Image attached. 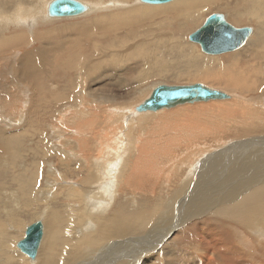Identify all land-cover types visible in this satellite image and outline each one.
Returning a JSON list of instances; mask_svg holds the SVG:
<instances>
[{
    "label": "rangeland",
    "instance_id": "374dc122",
    "mask_svg": "<svg viewBox=\"0 0 264 264\" xmlns=\"http://www.w3.org/2000/svg\"><path fill=\"white\" fill-rule=\"evenodd\" d=\"M11 1L14 2V5L13 2L11 3ZM30 1L31 0H0V15L7 14L4 11H7L8 9L10 12L6 18L15 19L17 17H23L25 19H22L21 21L26 22L30 15H23V12L27 10L34 11L39 6L35 4L37 3V0H33V3ZM85 1L94 3L98 0ZM100 1L102 2V0ZM104 1V8L102 3L100 8H98L96 11H93L94 13L91 12L87 15H84L82 16L83 18L79 17L72 19L41 20L40 15L36 14V16L29 19V25L17 24L21 21H18L17 23L0 22V148L3 147L2 149L5 151V153L0 154V224H2L3 227L0 229V240L2 237L7 238L9 242V248L4 249V251L9 250L13 261L19 264H38L41 255H49L50 257L48 256V258L50 261L58 262V264H65V262L59 260V256L57 254L60 252L63 253V255L65 253V257L68 256V252L66 250V245H68V243H64L65 239H68L70 236H83L84 234L81 233L80 228L84 225H88L87 227H84L88 229L84 231L85 234L86 232H89L87 236L90 234H95L94 232L99 231L100 225H102L101 221L99 220H105L109 216L120 215V217H122V214L123 217L126 216L124 217L126 220L134 219L136 216L140 215L143 217L148 216L147 218L151 219V224L149 223V225H157V222L160 220V218L161 220L164 219L163 214L169 212L167 203L171 199L175 198V189L178 186L181 187L192 182V176L188 170V168L191 167L190 165H192V162L194 163L197 158L199 161L201 157L202 160H205L208 156L215 153V151L220 148L218 143L219 140H223L224 142L228 143L233 141L232 139L237 138L233 137L234 132L231 131L235 130V126L232 127L231 125L227 124L223 126L225 127L223 129L224 131L218 132V134L216 132L215 136L213 132L214 130L212 129L210 131H202L203 134H199V132L196 131L195 134L198 136V138L193 136L191 137L189 135H182L181 133L177 132L178 130H176L174 133L170 132L171 127H174L175 125L174 123H178L177 126L181 123V121H178L179 118H186H184V114H177L174 116L172 115L170 116L171 118L169 117V119H167V121L169 120L168 122L165 120V123L164 120L159 121V119L153 121V119L157 116L159 117L161 115H165V113L170 114L178 109L181 110L180 108L188 107V109L190 108L189 114L191 113V116L189 117H191L193 121L199 118L202 120L204 119L203 121L206 123V112L204 113L200 110L197 111L198 108L203 106V108L207 106H213V103L210 104V102H218L220 105L226 103L227 100L185 104L170 109H162L164 111L159 110V113L157 111L156 114H154L155 112H152L148 115H141L142 117L140 118L142 121L136 125L134 124L135 126L133 125L135 128H137V133L141 134L142 142H140V145L145 147V151L147 149L153 150L156 145V147L162 146L161 149L164 148L162 151H165L166 153L167 151L170 152L169 150L171 149L169 157L171 159V165L168 163L169 158H166L165 162L167 164H163L161 170L158 171L159 174H155L156 177L152 176L150 179L147 177L145 178L146 180L144 179L138 183L131 181L133 185L130 183V186H128L129 188L125 185V183L123 184V187H119L120 176L122 175L121 178H124L125 175L129 176L133 171V165H135L134 163H136L138 159L139 143L137 140V135H135L134 131H131L132 133H127L128 137L125 138L127 143L130 145V147H127V150H130V152H128L126 157L128 163L131 165H127L128 163L124 161L113 169L108 168L107 170L103 171L102 174L96 172L99 166L95 160V154L97 151L94 150V146L97 147V143L99 144V142H101L100 140H102L104 136L109 137V140H111L112 136L114 137L118 135L119 128L121 126V120L122 124L124 123V117H122L124 114L122 109L124 107H122V105H133L134 107H137L138 103L146 100L150 96L153 88L160 83L169 85H184L191 84L193 82H201L211 87L223 90L229 94H236L238 97H244L247 99L257 98V102H260L264 105V36L263 42L259 41V37L257 35L254 34V36H251L252 38L250 42L254 41L253 43L259 44L258 46L257 44H254V48L252 50L247 47H242L239 49L240 51L238 50L237 52L234 51L220 55H205L202 53L198 44L189 41V35L196 31L198 27L203 25L205 20L211 14L221 13L226 16L228 14L226 8H232L237 3H242L245 0H217L214 4H208L204 7L203 12L201 13V23L193 28V30H190L186 35V42L188 43V46H195L196 54L193 52L190 55H200L204 56L205 58H214L213 60H215V63L208 64L201 61L198 62V60H192L189 55V58L185 59L184 65L180 64L178 60L176 61L177 63H175L176 66L174 70L178 74L181 73L183 76L181 81L168 80L167 78H155L148 80L142 85H137V78H135L134 75L130 78L131 80L129 79L127 82H124L123 80V83L122 81H118L117 78L112 75V73H106L108 72V69H113L117 66V68L120 67V69L123 66L126 67L131 61L132 62L130 64H133L141 58L147 59L151 53V50L156 46L158 49H164V47H166L162 41H158L156 35L157 33L155 34V37L152 35V33L141 35L137 33L138 35L132 36L134 38L131 37L132 39L127 38L126 40L125 37L129 31L131 32L135 29H139V32H142V30L146 32L149 26L150 27L148 30H152L151 26L156 28L154 24L158 23L159 21V17L157 16L158 8L159 6H166L168 4L145 5L142 3H136L138 0H129V6L126 7L124 6V3H121L122 0ZM148 8H151V10ZM262 8H264V6H262ZM137 9H141V12ZM262 10V13H264V9ZM118 11H120V14L117 17H122L123 21L113 20V18L116 17V15H114L115 12ZM155 12L156 14L154 15ZM129 13H135L136 15H130ZM123 14L128 15L125 16ZM152 14L154 15L153 18L146 19V21L143 20V22L138 21L140 16L144 15V17H149ZM127 16L132 21L128 20L130 22L126 24ZM226 17L228 22H230L235 27H251L255 31H258V29L261 27L264 30V16L261 22L257 17L253 19L251 18L252 20L248 19L246 16L245 18ZM134 18H136L135 21ZM113 23H116L117 25L122 23L124 26L119 27L118 29H111L110 26L116 25ZM83 25H85V28H82ZM77 30L80 31L79 33L83 32V36H76L78 34H76ZM33 32H39L44 34V36H46L48 33L47 36L50 37L49 40L52 39V36H55L56 40L59 43L61 42L60 45H53L55 49L53 50L56 53L54 52L52 55L54 56L52 63L46 67L44 74L45 76L43 75V77L38 79V87L33 84L34 81L27 80L24 77V74H21L20 71L23 56L27 53L38 50L39 46L41 45L38 38L34 36ZM2 35L13 38L14 45H5L4 43H6V41L3 42L2 39L9 38L1 37ZM16 36L17 38L20 36V38L17 39L15 38ZM118 38V42L120 41V43L118 45L115 44L116 47L113 46L110 49L107 48L108 46L106 44H108V42H114V40ZM147 39L148 41H145ZM149 39L154 40L150 42ZM142 42L146 45H142ZM150 43H153L152 45H154V47H152ZM166 44L168 43L166 42ZM135 45H142L143 47L145 46V48L147 46V48L149 47L150 49L146 48V53H142L140 50L135 48L136 51L133 50L132 54H127L125 56L126 58H131L132 60L130 61H128V58L126 59L125 57H123V59L125 58L124 60H126L124 62H121L118 56L114 58L111 57V55L125 51L127 48ZM98 46H101V48ZM109 54L112 59L109 57L105 58V55ZM143 54L144 56H142ZM102 55L103 58L100 59L101 57L99 56ZM90 61H97L95 62L94 67L91 66L92 63L90 64ZM105 66L109 68L107 69ZM20 84H24L23 87ZM132 84H134V86H132ZM27 92L28 94H26ZM13 94L14 96H12ZM11 96L15 97L16 100L11 99ZM229 102L230 100L227 101V103ZM254 102L256 101H253V103ZM84 104L87 108L84 106ZM129 114H126L127 117ZM259 115H261V111ZM260 117H262V115ZM169 122L170 124L168 126L167 123ZM188 124L189 126H194L191 121H189ZM263 124L254 122L251 126H249V130L252 132L251 127H253V129H260ZM199 126L202 125L200 124ZM199 126L195 125L194 127ZM212 127H215V125H212ZM80 128H82V130ZM121 129H123V127ZM126 131L127 130L125 129V136H127ZM149 135H151L153 138ZM5 136H15V139L10 145H7L6 142H8V137L6 138ZM80 136H85L87 138L85 140H80ZM159 137H161L162 140L161 138L159 139ZM113 139H115V137ZM113 139L111 141H113ZM120 139L121 138L119 137L118 140H116L117 143L120 142ZM178 139L182 142L180 146H176L178 144ZM168 142L170 145H168ZM146 143L148 144L146 145ZM135 144L137 146H135ZM80 145H82L83 148L86 146L84 152H80ZM196 149L198 151H196ZM155 152L156 151H153L154 154L162 155ZM198 152L199 154H197ZM200 152L201 154L203 153V156L200 154ZM109 155L111 156L109 159L112 160L114 154L109 152ZM87 157L91 159L88 160ZM108 160L103 159V162L106 163ZM182 161H184V163ZM185 164H188L190 167L186 166ZM87 166L89 168H87ZM171 166L172 169H170ZM168 172L169 175H167ZM115 173L118 174L114 179V181L116 180L115 189L114 193L112 192L111 195L112 200L110 199L112 202L109 201V204L106 207L103 205L102 208L104 211H102V208L99 205L104 204V197L107 195V190L104 189V187H108L107 178H111L112 180V177H115ZM140 188L141 190L139 191ZM73 189H76V191L73 192ZM101 189H104V192L101 191ZM79 190L80 192H77ZM75 193L76 195H74ZM77 199L81 201H77ZM82 200L84 202H82ZM106 200H108V198ZM82 207H85L86 209ZM80 215L81 217H79ZM37 220H42L44 222V226L50 225V223L56 222L54 220H57L58 222L55 223L56 225H52V228H56V230L58 228L59 232L54 233L56 230L51 232L50 239H52V243L48 247L43 245L44 249H41L40 246L41 251L39 250L37 258L35 261H31L17 248V243L24 238L26 228ZM134 239L137 240L139 237ZM175 246L181 250L184 248L182 251L190 248L193 249V251L195 250L198 252L194 245H190L188 247L175 244ZM100 250H102V248H99V251ZM4 251H0V264H10V260ZM152 253L158 254V252L155 251L151 252V254ZM186 255L188 256L189 253L183 254V256ZM192 257L193 255L190 259H192ZM67 258L70 257L68 256ZM155 258L156 257L154 256L152 259H148L149 264H154L156 262ZM74 261L75 259H70V264ZM91 261L93 262L94 260H90V262ZM191 264L193 263L191 262Z\"/></svg>",
    "mask_w": 264,
    "mask_h": 264
},
{
    "label": "bare ground",
    "instance_id": "6f19581e",
    "mask_svg": "<svg viewBox=\"0 0 264 264\" xmlns=\"http://www.w3.org/2000/svg\"><path fill=\"white\" fill-rule=\"evenodd\" d=\"M43 1H44V5H45L44 7L37 5L38 7L36 6L37 8L34 11L27 10V13L30 14V17L28 18V20L26 22L21 21L22 19H25L23 17H17L18 19L17 18L11 19L9 22L10 23L11 22L17 23L18 21H21V22H18L17 24H23V25L28 24L29 25V22H28L29 19L36 16V14L40 15L41 20L50 19L49 15H48V7H49V3L51 1H49V0H47V1L43 0ZM123 1H124V6L128 7L129 6V4H128L129 0H123ZM216 1L217 0H202V1H198V0H177V1H174L173 3L170 2L171 4L168 3V5H166V6H159L158 12H157V16L159 17V21L156 20V21H158V23L154 24L156 26V28H153V26H151L152 30H148L150 27L149 26L146 32H144L143 30H142V32H139L138 28H137L138 30L133 29L134 31H131V32L129 31V33L126 35L125 40L127 38L130 39L132 36H135L138 34L141 35V34L152 33V35H154V37H155V34L157 33L156 35H157L158 41H160V42L162 41L166 47H164V49H162V48L158 49V48H156L157 46L155 43L156 47L151 50L152 54L148 53L149 58L148 57H147V59L141 58L138 61L134 62L133 64H130L132 62L131 61L127 66L125 64L126 67H124L122 65L123 67L121 69H120V67L117 68L118 66L116 68H113V69H108L109 67L107 68L105 66V68L108 69V72L106 74H108L110 72V73H112L113 76H115V78H117L118 81H122V82H123V80H124V82L129 81V79L134 75L135 78H137V80H136L137 82L135 81L137 83V85H139V84L142 85L143 83L147 82L148 80H152L155 78H167L168 80H176V81L180 80L181 81L182 77H183L182 74L181 73L178 74L174 70L175 66H176L175 63H177L176 61L178 60V62L180 64L184 65L185 59L189 58V55L191 53L194 52V54H196L195 53V46L194 47L188 46V43L186 42V37H187L186 35L190 30H193V28H195L196 26H198L201 23V13L203 12L204 7L207 6L208 4H214ZM12 2L13 1H11V3ZM80 2L86 6V11L82 16L87 15V14L93 12L94 10L96 11L98 8L101 7L100 5L103 3L100 0L95 1L94 3L90 2V1H85V0H81ZM136 3L141 4L142 2L140 0H138ZM142 4H144V3H142ZM13 5H14V2H13ZM15 5H17V4H15ZM262 6H264V0H254V1L245 0L242 3H237L232 8H229V9L226 8V11H228V14L226 16H228L229 18H245V16H246L248 19H251V18L253 19V18L257 17L258 20L261 22V20L263 19V16H264V13H262L263 12L262 9H264V8H262ZM103 8H104V4H103ZM148 9L151 10V8H148ZM137 10L140 11L141 9H137ZM142 11H144V10H142ZM136 12H138V11H136ZM145 12H146V10H145ZM135 13H132V14L134 15ZM119 14H120V11L115 12L114 15H116V17L113 18L114 21H123L122 17H117ZM132 14H130V15H132ZM155 14H156V12L154 13V15ZM123 15L126 16L128 14H123ZM139 15H140V13H139ZM154 15L152 14L149 17L148 16L144 17V15L140 16V17L138 16L139 17L138 21H142V22H143V20L146 21V19L153 18ZM82 16H79V17H82ZM223 16L228 21L227 17L225 15H223ZM79 17H75V18H79ZM136 18H134V21ZM66 19H70V18H66ZM5 20H6V18L3 17L1 22H4ZM57 20H59V19H57ZM128 20L132 21L127 16L126 24L128 22H130ZM6 22L8 23V21H6ZM205 22H206V20H205ZM116 25L110 26V28L111 29H116V28L118 29L119 27L124 26L122 23L117 25V26ZM133 26H134V24H133ZM263 26H264V24H263ZM200 27H202V25ZM200 27H198V29H200ZM82 28H85V25H83ZM128 30H130V29H128ZM79 32L80 31H78V30L76 31V34L78 33L76 36H78V37L83 36V34H82L83 32L82 33H79ZM33 34H34V36H36L38 38L41 45L39 46L38 50L27 53L26 55L23 56L22 66L20 67V71H21V74L22 73L24 74V77L27 80L34 81L33 84H35L38 87V85H39L38 79L43 77V75L45 74L46 67H48L52 63V60L54 57L52 55L55 52L53 45H57V44L60 45L61 42L59 43L56 40L55 36H52V39L49 40L50 37L47 36L48 33L46 36H44V34H41L39 32H36V33L33 32ZM254 34L259 37V41L263 42L264 30L261 27L258 29V31H255L252 28L251 36H254ZM105 37H107V36H105ZM116 37H117V35H116ZM6 38H9V39H2L3 42L6 41V43H4V44L8 45V46H13L14 45L13 38H11V37H6ZM15 38H17V36ZM18 38H20V36ZM81 38H83V37H81ZM132 38H134V37H132ZM251 38L249 39V41L244 46V47L250 48V50H252L254 48V44H257V43H253L254 41L250 42ZM105 40H106V38H105ZM118 40H119V38L115 39L114 42H108V44H106L108 46L107 48L110 49L113 46L116 47V45H118L120 43V41L118 42ZM152 40H154V39H152ZM152 40H150V42ZM14 41H16V40H14ZM145 41H148V39ZM172 41H174V42H172ZM166 42L168 44H166ZM65 43H66V41H65ZM136 43H138V42H136ZM153 43H150V45L152 47H154V45H152ZM141 44L143 45L145 43L142 42ZM158 44H159V42H158ZM137 45L131 46L130 48H127L125 51H121V52H118L114 55H111V57L114 58V57L118 56L119 60L121 62H124V61H126V60H124L126 58L125 56L127 54H132L133 50L136 51L135 48L140 50L142 53L143 52L146 53V50L149 48V47L147 48V46H146V48H147L146 49L145 46L143 47L142 45H139V46H137ZM150 45H148V46H150ZM258 45L259 44H257V46ZM101 46H98V47L101 48ZM97 49H95V50H97ZM245 51H246V49H245ZM97 52H99V51H97ZM110 54L105 55V58H108V57L111 58ZM144 54L142 56H144ZM129 56H131V55H129ZM99 57H101L100 59H102L103 55L99 56ZM123 57H125V58L123 59ZM190 57L192 58V60H198V62L201 61L203 63H208V64L215 63V60H213L214 58H209V57L205 58L204 56H200V55H190ZM116 60H117V58H116ZM127 60L130 61L132 59L128 58ZM108 61H110V60H108ZM95 62H97V61H95ZM95 62L90 61L89 63L90 64L92 63L91 66L94 67ZM113 62H114V60H113ZM18 73H20V72H18ZM137 74H138V76H137ZM17 78H15V79H17ZM29 83H31V82H29ZM23 85H21V86L23 87ZM132 86H134V84H132ZM123 87H125V86H123ZM39 89H37V90H39ZM113 93H114V91H113ZM14 94L12 96H14ZM26 94H28V92ZM229 95H230V99H227V101L230 100L229 103H227L226 100H225L226 103H223L220 105L218 104V102L217 103L216 102H210V104L213 103V106H209V107L207 106L205 108H203L204 107L203 106V107L198 108L197 111L200 110V111H203L204 113L206 112V115H205V118L207 119L206 123H205V121H203L204 119L202 120L199 118L197 120L193 121L192 118L189 117V116H191L190 115L191 113L189 114L190 108L188 109V107L187 108L186 107L180 108L181 110L178 109L175 112H172L170 114L165 113V115H161L159 117L157 116L156 118L153 117L154 118L153 121H156L157 119H159V121L164 120V123H165V120H166V122H168L169 120L167 121V119H169V117L172 115L174 116L177 114H179V115L184 114L185 115L184 118L186 117L185 119H180V118L178 119V121H181V123L178 125L179 127L177 126L178 123H174L175 124L174 127H171L170 132H173V133L176 132V130H178L177 132L181 133L182 135H187V136L189 135L191 137L193 136V137L198 138V136L195 134L196 131H198L199 134H203L202 131H205V130L210 131L212 129V130H214L213 132H214V136H215L216 132H217V134H218V132H223L224 131L223 129L225 128L223 126L225 124H227V125H231L232 127L235 126V128H234L235 130H231V131L234 132L233 137H237L236 139H232L233 141H230L228 143L224 142L223 140L222 141L219 140L218 143L220 145V148L217 149L215 151V153L208 156L205 160H202V157H201V159L198 161V158H197L194 161V163L192 162V165H190L188 163L191 167L188 164L187 165L185 164L186 166L190 167V168H188V167L187 168L190 171L189 172L190 175L192 176V179H191L192 182L187 183L181 187L178 186L175 189V192H174L175 198L171 199L167 203V205L169 207V212L167 213L166 212L167 210L164 211V212H166V214H163L164 219L161 220V218H160V220L157 222V225H149V223L151 222L150 221L151 219L147 218L148 216L143 217L142 215H140V216H136L134 219H131L132 218L131 217L130 218L131 220H126V219H124V217H126V216L123 217V215L120 213L122 217H120V215L119 216L113 215V216H109L105 220H99V221H101V224H102V225H100L99 231L94 232L95 234H90L89 236H87V234H89V232H86V234L84 233L85 230H88L84 227H87L88 225L81 226L80 229H81V233L84 234L83 236H81V237H78L77 235L76 236H70V237H68V239H65V241L63 240L64 243H68V245H66L67 246L66 250H67L68 256L70 258H67L68 256L65 257L64 256L65 253L63 255V253L59 252V253H57L59 256V260H62L63 262H65V264H70V259L71 260L75 259V261L72 262L71 264H90L92 262V261L90 262V260H94L91 264H149L148 259H150V258L152 259V257L155 256L156 262L154 264H191V262L193 264H264V124H263L264 105L260 102H257V98L247 99L244 97H238L236 94L235 95L229 94ZM19 97H21V96H19ZM112 97H114V96H112ZM140 97H142V96H140ZM11 99H15V97H12ZM144 101L141 103H138L137 108L134 107L133 105H131V106L130 105H127V106L122 105V107H124L122 109V112H124V114L122 116V117H124V119H123L124 123L122 124V120H121V122H120L121 126L119 128L118 135L114 136L115 139H113L114 137L112 136L113 141H111L112 139L109 140V137L104 136V138H102V140H100L101 142H99V144L97 143V147L94 146V150L97 151V153L95 154V160L99 166V168L97 169L96 172L102 174V172L107 170L108 168L113 169L116 166H119L124 161L126 163H128L126 156H127L128 152H130V150H127V147H130V145L127 143L125 138L128 137L127 133H130L131 131H134L135 135H137V140L139 143V145H138V159H137L136 163H134L135 165H133V171H132V173L130 172L131 174L129 176L125 175L124 178H121L122 175L120 176L119 187H123L124 183L127 187L130 186V183L132 184L131 181L138 183V182L143 181L147 177H149V179L152 176L156 177L155 174H157L158 171L161 170V167L163 166V164H167L165 162L166 158L170 157L171 149L169 150L170 152L167 151V153H168L167 154L165 151H162V150H164V148L161 149L162 146L156 147L157 146L156 145L153 148V150L147 149L145 151V147H142L140 145V142H142L141 134L137 133V131H136L137 128H135L134 126L142 121L140 118V117H142L141 115H148V114L152 113V111H146L145 113L138 111V108L140 107V105L142 103H144ZM253 101H256V102L253 103ZM84 106H85V104H84ZM193 110H196V109H193ZM162 111H164V110H162ZM260 111H261L262 117H260L261 115H259ZM82 112H83V110H82ZM190 112H192V111H190ZM158 113H159V111H158ZM126 114H129L128 117ZM154 114H156V112ZM214 116H217V117H214ZM250 118L252 121L250 120ZM149 120H151V119H149ZM175 121H177V120H175ZM189 121H191V123L194 124V126L195 125L199 126L200 124L202 126H199V127L189 126V124H188ZM170 122L167 123L168 126H169ZM254 122L262 123L263 126L260 129H253V127H251V129H252V132H251L249 130V126H251ZM82 123H84V122H82ZM212 125H215L216 128L212 127ZM209 126H211V127H209ZM84 127H87V126H84ZM88 127H89V125H88ZM122 127H123V129H121ZM255 128H256V125H255ZM80 129L82 130V128H80ZM125 129L127 130L126 131L127 136H125V134H124ZM95 133H97V132H95ZM149 136H151V135H149ZM7 137L6 138L8 139V142H6V144L10 145L14 141L15 136H7ZM119 137L121 139H120V142L117 143L116 140H118ZM86 138L87 137H85V136L84 137L80 136V140H85ZM160 138L161 137H159V139ZM145 140H146V138H145ZM161 140H162V138H161ZM177 142H178V144L176 143L177 144L176 146H180L182 144V142L179 139L177 140ZM143 143H144V141H143ZM147 144L148 143H146V145ZM157 144H158V142H157ZM168 145H170L169 142H168ZM135 146H137V145L135 144ZM170 147H172V146H170ZM2 148H0V154L5 153L4 149H2ZM85 148H86V146H84V148H83L82 145H80L79 146L80 152H84ZM166 149H167V147H166ZM153 151H156L157 153H160L162 155L154 154ZM196 151H198V150L196 149ZM109 152H112L114 154V157H112V160L109 159L111 157L109 155ZM201 152H203V151H201ZM201 152H200V154H201ZM197 154H199V152ZM82 157H83V155H82ZM88 157H90V156H88ZM90 159L91 158H88V160H90ZM103 159H105V160L109 159V160H108V162L105 163V162H103ZM160 159H161V161H160ZM162 159H164V160H162ZM170 160L171 159L169 158V160H168L169 165H171ZM188 160H190V159H188ZM190 161H192V160H190ZM182 162L184 163V161H182ZM159 164H160V166H159ZM106 165H107V167H106ZM127 165H131V164L128 163ZM88 166H87V168H89ZM173 166H174V164H173ZM127 168H129V167H127ZM92 169H93V167H92ZM170 169H172V166ZM170 169H168V170H170ZM92 173H94V172H92ZM171 173H172V170H171ZM117 174L118 173H115V177L113 176L112 180H111V178H107L108 187L103 186L104 189L107 190V195H106V197H104L105 198L103 201L104 204L99 205L101 208L103 205H105V207H106L109 204V201L112 200L111 195H112V192L114 193L115 181H116V180L114 181V179L117 177ZM160 174H161V172H160ZM167 175H169V172ZM170 175H172V174H170ZM100 184H101V182H100ZM137 185H139V184H137ZM103 187H101V188H103ZM141 188H143V187H141ZM141 188L139 189V191L141 190ZM103 190L101 189V191H103ZM132 190H133V188H132ZM74 191H76V189H73V192ZM77 192H80V190ZM115 192H116V190H115ZM74 195H76V193ZM78 195H80V194H78ZM107 198H108V200H106ZM83 200H84V198H83ZM83 200H82V202H84ZM77 201H81V200L77 199ZM87 201H89V200H87ZM88 204H89V202H88ZM168 207H166V208H168ZM82 208H85V207H82ZM96 208H98V207H96ZM87 211H88V209H87ZM102 211H104L103 208H102ZM78 212H79V210H78ZM116 213H118V212H116ZM79 217H81V215ZM87 218H89V217H87ZM54 221L58 222L57 220H54ZM51 222H52V220H51ZM56 222H52V223H50V225L44 226L45 227L44 236H43L44 239L42 240L41 245H40L41 249L44 246L48 247L52 243V239H50L51 232L53 230H56V228H52V225H54ZM184 226H185V228H184ZM54 227H56V226H54ZM1 228H3L2 224H0V229ZM58 232H59V230L57 228V230L54 233H58ZM238 235H239V237H238ZM236 236H237V238H236ZM24 237H25V234H24ZM46 237H47V239H46ZM136 237H139V239H137V240L134 239ZM155 242H157V243H155ZM148 243H151V244H148ZM175 244L180 245V246H188V247L190 245L191 246L194 245L196 247L195 249L198 250V252H196L195 250L193 251V249H190V248L186 249L185 250L186 252L182 251L184 248L182 250L178 249V247L175 246ZM8 248H9V242H8L7 238L2 237L0 240V251L2 252V251H4V249H8ZM52 248H53V246H52ZM99 248H102V250L99 251ZM41 249L39 247L40 251H41ZM54 249H55V247H54ZM39 250H38V252H39ZM49 250H50V248H49ZM154 251L158 252V254H156V253L151 254V252H154ZM4 252H6L7 257L10 260V264H19V263H16L13 261V258L11 256V253L9 250L4 251ZM185 253H189V255L183 256V254H185ZM37 254H39V253H37ZM192 255H193V257H192V259H190ZM24 256H25V254H24ZM48 256L41 255V258H40L38 264H58V262L50 261ZM54 256H55V254H54ZM36 258H37V256H36ZM35 259L34 260L30 259V260L35 261ZM194 260H196V261H194ZM197 260H199V261H197Z\"/></svg>",
    "mask_w": 264,
    "mask_h": 264
},
{
    "label": "water",
    "instance_id": "95a60500",
    "mask_svg": "<svg viewBox=\"0 0 264 264\" xmlns=\"http://www.w3.org/2000/svg\"><path fill=\"white\" fill-rule=\"evenodd\" d=\"M140 1L146 5H164L175 0ZM85 11L86 6L79 0H52L48 7L51 20L79 17ZM251 33V27H235L222 14L214 13L206 19L200 29L189 36V40L198 44L202 53L206 55H220L244 47L251 38ZM227 99H230L229 93L201 82L184 85L160 83L153 88L150 97L140 105L138 111L157 112L185 104ZM44 230V222L37 220L27 227L25 237L17 243L20 251L32 260L37 256Z\"/></svg>",
    "mask_w": 264,
    "mask_h": 264
},
{
    "label": "crops",
    "instance_id": "0c3cea01",
    "mask_svg": "<svg viewBox=\"0 0 264 264\" xmlns=\"http://www.w3.org/2000/svg\"><path fill=\"white\" fill-rule=\"evenodd\" d=\"M32 1H33V0H31L30 2L33 3ZM46 1H47V0H46ZM102 2H103V4L105 3L104 0H102ZM121 3H124V1L122 0ZM35 4H36V5H39V6H40V5H41V6H45L43 0H37V3H35ZM106 4H108V3H106ZM104 6H105V4H104ZM4 9H5V8H4ZM8 11H9V10L7 9V11H4V12L7 13V14H2V15H0V22L2 21V18H3V17L6 18V16L9 14L10 11H9V12H8ZM31 12H32V11H31ZM26 14L30 15L29 13H27V11H24V12H23V15H26ZM10 20H11L10 18H6V20H5L4 22H6V21L9 22ZM1 37H6V36L2 35Z\"/></svg>",
    "mask_w": 264,
    "mask_h": 264
}]
</instances>
